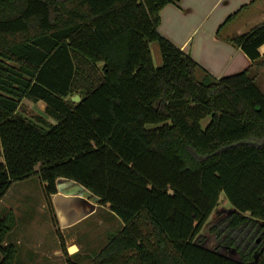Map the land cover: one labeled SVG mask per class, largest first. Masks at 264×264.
Segmentation results:
<instances>
[{
	"label": "trees",
	"instance_id": "trees-1",
	"mask_svg": "<svg viewBox=\"0 0 264 264\" xmlns=\"http://www.w3.org/2000/svg\"><path fill=\"white\" fill-rule=\"evenodd\" d=\"M178 1L0 0V201L38 176L47 195L63 178L111 203L122 228L89 264H264V94L162 35ZM235 43L264 67V24ZM222 193L236 211L209 231L239 260L202 246ZM15 226L0 217V264H16Z\"/></svg>",
	"mask_w": 264,
	"mask_h": 264
},
{
	"label": "rangeland",
	"instance_id": "rangeland-1",
	"mask_svg": "<svg viewBox=\"0 0 264 264\" xmlns=\"http://www.w3.org/2000/svg\"><path fill=\"white\" fill-rule=\"evenodd\" d=\"M150 49L154 65H162L158 42L150 43ZM262 77L264 81V75ZM261 89L264 92V88ZM45 106L44 101L24 99L19 111L35 119L38 116H46ZM48 119L54 122L51 118ZM66 182L59 183V192L61 185ZM54 198L53 195L46 194L38 176H32L14 182L0 201V217L10 211L16 216V226L6 240L17 248L16 264H67L69 260L76 264H89L106 246L111 236L122 228L121 220L105 206H99L94 214L67 226L63 215H59L56 210ZM234 211L236 209L230 204L225 193H222L218 207L204 224L200 236L205 238L202 244L204 247L238 259L234 249L220 246L209 231L214 222ZM72 245H76L78 249L70 254L68 247ZM1 260L0 253V262Z\"/></svg>",
	"mask_w": 264,
	"mask_h": 264
},
{
	"label": "crops",
	"instance_id": "crops-1",
	"mask_svg": "<svg viewBox=\"0 0 264 264\" xmlns=\"http://www.w3.org/2000/svg\"><path fill=\"white\" fill-rule=\"evenodd\" d=\"M160 17L159 31L162 35L214 77L249 71L264 94L261 89L264 88V67L254 65L235 43L238 38L264 24V0H179L166 5ZM259 52L264 61V45ZM60 189L53 195V202L67 226L87 218L102 206L88 191L73 183L66 182Z\"/></svg>",
	"mask_w": 264,
	"mask_h": 264
},
{
	"label": "water",
	"instance_id": "water-1",
	"mask_svg": "<svg viewBox=\"0 0 264 264\" xmlns=\"http://www.w3.org/2000/svg\"><path fill=\"white\" fill-rule=\"evenodd\" d=\"M72 101L77 102V103L80 102V101H81V96H80V95H75V96H73V97H72ZM61 181H67V182H69V183H71V184L73 183L74 185L81 187V188L84 189L85 191H88V193L90 194V196L93 197V198H94L96 201H98V203L100 204L101 199H100L99 197L93 195V194H92L89 190H87L85 187H83V186H81V185L75 183L74 181L66 180V179H63V178H61V179L58 180V186H59V183H60ZM59 189H60V188H59ZM105 207L108 208V209L110 210V209L112 208V204H111V203H106V204H105ZM202 246H203V245H202ZM77 249H78V247H77L76 245H72V246L68 247V253L73 254L75 251H77ZM236 260H239V259H236Z\"/></svg>",
	"mask_w": 264,
	"mask_h": 264
}]
</instances>
